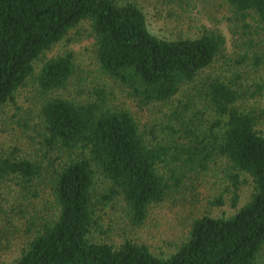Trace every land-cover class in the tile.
Returning a JSON list of instances; mask_svg holds the SVG:
<instances>
[{"label":"trees","instance_id":"obj_1","mask_svg":"<svg viewBox=\"0 0 264 264\" xmlns=\"http://www.w3.org/2000/svg\"><path fill=\"white\" fill-rule=\"evenodd\" d=\"M205 1L230 44L137 0H0V264H264V0ZM82 24L118 88L53 52ZM169 204L191 216L166 253L138 233Z\"/></svg>","mask_w":264,"mask_h":264},{"label":"rangeland","instance_id":"obj_2","mask_svg":"<svg viewBox=\"0 0 264 264\" xmlns=\"http://www.w3.org/2000/svg\"><path fill=\"white\" fill-rule=\"evenodd\" d=\"M137 2L143 6L149 21H151L153 29L158 33L168 34L170 31H166V29H172V24H169L170 19H174V17L178 16L180 17L182 25L185 27L189 24L192 30H196V26L202 24L211 26L216 22L215 25L225 34L228 39V44H230L231 33L228 29L227 22L221 19V14H213L209 10L204 9L207 3L205 0H137ZM168 17L170 18L168 19ZM86 29V24H82L80 28L74 29L70 35V40L61 43L60 46H56L53 52L60 53L65 50H73L75 53V63L80 84L106 86L107 89L111 86L118 88L110 78L98 71L91 52V40L86 37ZM172 32L175 33V31ZM78 81H76V83H78ZM80 84L77 85L73 82V90L74 88L77 89ZM116 95L117 103H126L125 106L131 107L134 111L139 112V114L151 115L150 112H153L147 110V108H143L142 110L136 108L121 91H118ZM7 110L9 109L7 108ZM11 110L12 109L7 112H11ZM151 116L155 117L159 116V114L158 112H153ZM6 118L7 117H4V115L0 113V138L3 136L2 129H5L3 127V122ZM217 191L218 190L214 188V190H204L199 195H196L192 200L191 214L198 213L200 209L203 210L208 207V202L211 199V197L208 198V193H216ZM120 215L121 214L118 213L113 217L114 221H116L115 223L119 222ZM190 216L191 215L188 214L185 216L184 208L180 206V204L163 206L159 210L152 211L147 220V226L138 234H144L146 240L149 236L152 246H156L159 250L167 253L171 250L169 243L172 242L173 235L182 233V222L187 223Z\"/></svg>","mask_w":264,"mask_h":264}]
</instances>
